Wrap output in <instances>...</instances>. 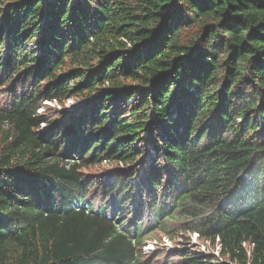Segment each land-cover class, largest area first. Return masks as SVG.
<instances>
[{"label": "trees", "instance_id": "16d2710c", "mask_svg": "<svg viewBox=\"0 0 264 264\" xmlns=\"http://www.w3.org/2000/svg\"><path fill=\"white\" fill-rule=\"evenodd\" d=\"M21 69L32 94L0 108V264H141L150 234L180 236L171 223L219 246L181 264H264V0H0V72ZM42 82L87 101L73 162L70 128L37 112ZM148 145L147 193L121 187L112 215L85 205L81 168Z\"/></svg>", "mask_w": 264, "mask_h": 264}, {"label": "rangeland", "instance_id": "374dc122", "mask_svg": "<svg viewBox=\"0 0 264 264\" xmlns=\"http://www.w3.org/2000/svg\"><path fill=\"white\" fill-rule=\"evenodd\" d=\"M8 5V4H7ZM5 10V9H4ZM12 76V72L10 74H5L4 78L5 81L3 82L4 85H0V108L1 107H5L8 106L10 103H12V99H13V94L14 92L18 94V96L24 94V95H28L30 96V92L33 90L32 87V78L28 77L27 74L24 73H19L16 74L13 78L10 79V77ZM43 86V85H42ZM129 83H126L125 87L123 86V89H125V91H129V93H132L133 95H135L138 91H136L135 89H133L132 87H129ZM42 91H45V88H42ZM40 91L39 93L35 94L34 97H38L40 94H42L43 92ZM119 94L122 93L121 91H118ZM132 96L129 97L128 101H122L125 105H124V114L129 115L130 111H132L133 106L135 104H137L139 101V99L133 98L131 99ZM82 100L78 99V98H70L65 100L62 103H57V102H44V104L46 106H42V108L39 110V112H42L44 114V116L47 119H52L54 121L53 125H61L63 127H69V133L67 134L68 136V140L73 144L75 138L77 137V134H75L76 131L81 130V128L83 127V129H86L88 126H81L80 124H78L77 122V118L74 117V115L72 116H66L68 112L74 110L77 106L78 103H80ZM136 102V103H135ZM131 103V104H130ZM170 107L175 108V103L171 102L170 103ZM87 110V113H91L89 110L90 109H85ZM74 111H72L71 113H73ZM112 115V114H111ZM111 121H109L106 126L108 127V124ZM158 125V128H160L159 125V119L155 118L153 120L150 121V123H147V126L145 128L144 131V136H146V134L150 133V129L155 126ZM105 126V127H106ZM50 127V125L48 124H42L40 129L42 131H47L48 128ZM82 131V130H81ZM89 134H93L91 137L95 136L94 134H98V132H94L91 131L89 132ZM87 139L86 137L83 138L82 140ZM101 145V144H100ZM74 147V145H73ZM148 147H150V145H148L145 148V152L147 150L148 152ZM75 148V147H74ZM146 152V153H147ZM72 161V160H71ZM73 162V161H72ZM137 161L135 163H133L134 167L133 169L136 171V167H138L137 165ZM124 169H128L127 165H123V164H119V163H109V162H102L99 163L97 165H89L87 167H83L82 169H80V175L82 177V179L86 180L87 182H91V183H95L92 186V191H91V196H96L98 193L100 194V192H106L109 194V197H115L117 195V193L119 192L120 188H121V184L120 181H117L118 179L122 180V183H125L124 180H128L129 178H127L126 175H124ZM135 173H138L137 171ZM142 176L141 173H138L137 178H140ZM112 177V180L110 182V184H115L113 185V188L110 187L109 189V182L108 179ZM87 189V188H86ZM128 192V191H127ZM188 223L186 224H172L171 223V227L174 228L176 231L179 232V234H181V232L184 230V228L187 226ZM166 234H162V233H157V239L160 241L159 245L160 248L165 249V247H170V246H175V244H177V237H175L174 239H170L168 237H165ZM187 236H189V234H187ZM194 238L195 235H193ZM192 237V240H193ZM191 240V241H192ZM195 241V240H193ZM199 245L197 244L196 246H198L196 249L201 250L202 252L206 251L208 253H214L216 250H218L217 247H212L210 246V244H206L204 240L200 239L198 240ZM180 242V240H179ZM149 244H153L151 242H149ZM148 244V245H149ZM168 245V246H166ZM152 249H155V246ZM151 250H149L148 252H145L146 256H144L143 258H148L149 255L151 254ZM156 252V251H155ZM165 252V251H164Z\"/></svg>", "mask_w": 264, "mask_h": 264}, {"label": "clouds", "instance_id": "9594fccd", "mask_svg": "<svg viewBox=\"0 0 264 264\" xmlns=\"http://www.w3.org/2000/svg\"><path fill=\"white\" fill-rule=\"evenodd\" d=\"M218 253L217 254H214V255H216V256H219V246H218V250H216ZM214 255H212V256H214Z\"/></svg>", "mask_w": 264, "mask_h": 264}]
</instances>
